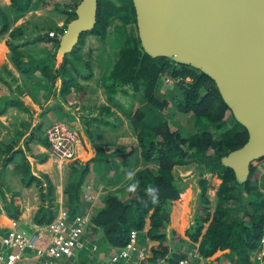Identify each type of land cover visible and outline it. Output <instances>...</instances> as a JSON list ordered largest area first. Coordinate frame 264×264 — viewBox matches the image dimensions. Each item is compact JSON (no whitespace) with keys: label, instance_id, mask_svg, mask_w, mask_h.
Masks as SVG:
<instances>
[{"label":"trees","instance_id":"obj_1","mask_svg":"<svg viewBox=\"0 0 264 264\" xmlns=\"http://www.w3.org/2000/svg\"><path fill=\"white\" fill-rule=\"evenodd\" d=\"M78 1L10 0L8 11L0 4V33L9 29L12 20L41 3H49L67 14L62 26L51 23L49 17L30 19L15 25L8 35L16 65L30 58V51L21 50L24 45L51 43L52 51L46 56L50 64L43 66V75L49 82L61 76L66 91L76 84L66 66L68 54L80 51L86 35L105 39L113 24L124 37L123 45L111 56L103 83L110 97L127 95L124 105L135 139L112 147L97 144L96 157L107 165L109 174L105 176L104 192L98 194L99 188L92 182L95 197L87 195L91 187L86 186L88 191L84 189L91 162L73 161L64 186L66 217L71 220L81 213L88 215L83 236L104 254L127 246L132 230H140L138 246H149L143 264H176L195 248L209 256L207 264H256L253 257L260 249L264 233V183L257 163L264 156L251 162L245 181H240L234 169L222 162L223 155L247 140L248 130L234 117L215 80L191 64L146 52L138 35L133 0H98L95 26L82 33L75 48L56 66L60 37L51 36L49 31H64L75 15ZM116 18L121 23H116ZM75 59L79 62L82 58L77 55ZM2 100L0 97V110L5 108L1 106ZM135 100L140 105L132 111ZM176 112L188 115L187 121L191 117L192 123L187 126L178 123L173 117ZM150 113L160 114L157 122L145 119ZM14 144L0 145V155L5 156L2 165L7 166L15 161L16 154H22L24 162L19 160L21 156L16 162L22 171L21 181L25 185L34 182L39 185L41 204L34 220L49 223L58 214L55 183L46 174L44 182L33 173L22 148L10 152ZM130 163L129 171L134 172V177L126 187L136 181L139 187L135 193H118L113 187L118 181H126L124 172ZM149 185L159 189L156 205L145 192ZM251 193L257 198L250 199ZM218 250L223 251L216 253Z\"/></svg>","mask_w":264,"mask_h":264},{"label":"crops","instance_id":"obj_2","mask_svg":"<svg viewBox=\"0 0 264 264\" xmlns=\"http://www.w3.org/2000/svg\"><path fill=\"white\" fill-rule=\"evenodd\" d=\"M4 1L0 0V4L8 11L10 0ZM45 5L47 4L41 3L40 6L15 18L9 29L0 33V97H3L1 106L5 105V108L0 110V145L15 142L10 152L22 148L31 163L33 173L44 182L45 174L52 179L56 186L55 205L59 214L65 210L64 186L70 178L73 161L77 164L90 161L91 171L87 182H94L100 193L104 192L107 188L104 187L105 176L109 171L107 172V165L96 157L97 144L105 143L106 146L112 147L114 144L124 143L126 135H132L133 139L135 136L129 116L127 117L124 96L116 94L110 97L105 89L103 80L111 57L106 55L108 50L104 43L100 46L83 45L76 54H68L70 59L66 66L76 81V84L71 85V89L69 86V91L64 88L61 76H58L55 82H49L43 75V66L50 64V59H46V56L47 52L52 51L51 43L40 41L24 45L21 50L30 51V58H25L20 65H16L12 60L8 35L15 25L44 17H49L50 22L55 25H64L67 14L53 5ZM77 55L82 58L79 62L75 59ZM102 55L106 56L100 60L98 57L101 58ZM63 56L60 57L57 53L56 66L60 64ZM139 105V100H135L131 110L134 111ZM61 116L62 120H67L78 131L79 142L78 158L59 163L51 154L45 130L54 119ZM103 132L111 133L108 140L104 139ZM2 156L5 157L4 153ZM2 156L0 155V241L8 230L15 226L16 221L17 227L24 228L27 224L30 227L39 224L35 222L34 216L41 204L39 185L35 182L25 185L21 181L22 171L16 162L20 156L19 160L24 162L22 154H16L15 161H11L7 166L2 165ZM257 169L263 181L264 160L257 163ZM97 193L99 194V191ZM10 212H15L18 218H14ZM260 250L255 257L262 261L264 254L259 257ZM198 251V248L190 250L192 253ZM222 251L218 250L216 253ZM78 262L80 260L77 264ZM17 264H40V261L30 256Z\"/></svg>","mask_w":264,"mask_h":264},{"label":"water","instance_id":"obj_3","mask_svg":"<svg viewBox=\"0 0 264 264\" xmlns=\"http://www.w3.org/2000/svg\"><path fill=\"white\" fill-rule=\"evenodd\" d=\"M98 0H79L60 36L71 52L97 22ZM146 52L191 64L210 75L247 140L222 156L245 181L264 156V0H133Z\"/></svg>","mask_w":264,"mask_h":264},{"label":"built area","instance_id":"obj_4","mask_svg":"<svg viewBox=\"0 0 264 264\" xmlns=\"http://www.w3.org/2000/svg\"><path fill=\"white\" fill-rule=\"evenodd\" d=\"M63 32L54 29L49 31L51 36L60 37ZM52 156L59 162H65L78 158L77 144L79 142L78 131L67 121H53L45 130ZM93 183L87 195L95 197ZM89 216L77 215L69 220L64 211L49 223L34 224L29 229L24 227H11L0 241V264H17L30 256L40 261V264H77V257L82 250L89 248V252L95 254L88 264H143L147 256L149 246H138V229H133L130 242L107 252L103 256L97 255L99 247L86 239L84 228L88 224ZM258 256L264 254V236ZM190 256L180 258L176 264H207V257L198 252L189 253Z\"/></svg>","mask_w":264,"mask_h":264},{"label":"rangeland","instance_id":"obj_5","mask_svg":"<svg viewBox=\"0 0 264 264\" xmlns=\"http://www.w3.org/2000/svg\"><path fill=\"white\" fill-rule=\"evenodd\" d=\"M4 1V0H2ZM5 2V1H4ZM50 2V1H49ZM47 4V3H46ZM49 4V3H48ZM47 4V5H48ZM45 5V6H47ZM7 9V8H6ZM8 10V9H7ZM27 20V19H26ZM66 22V21H65ZM115 22L117 23H121V19L120 18H116L115 19ZM113 24L110 25V28L108 30V35L105 39L103 38H100L98 35H95V34H88L86 35V39L84 40V44L83 45H97V46H100L102 43H104L106 45V48L108 50V52L106 53V55L108 56H113L112 54L115 53V51H117L121 45H123L124 43V37L122 36V31L121 30H118V29H114L113 28ZM55 30V29H54ZM87 38H90V40L88 41ZM106 55H102V57L100 58V56L98 57L100 60L103 59ZM60 56V55H59ZM61 57V56H60ZM127 96V95H126ZM124 96L123 100H125L127 97ZM131 108H132V105H131ZM156 113H150V114H147L146 115V120L149 122V123H155L158 121L159 119V113H157V115H155ZM162 115V114H161ZM173 117H176L177 120H178V123H180L181 125L183 126H187L190 122L192 123V118L190 117L187 121V117L188 115L186 114H183V113H180V112H176ZM63 116L57 118V119H54L55 121L57 120H60L62 119ZM131 132V131H130ZM93 133V132H91ZM111 133L110 132H103L102 135L105 136L104 139L108 140L110 138V135ZM133 137L132 135H126L125 139H124V144L125 143H130L132 141ZM131 166V163L128 165V168L127 170L124 172V175L127 177V171L129 172V168ZM127 167V166H126ZM106 181V179H105ZM129 182V179L126 178V181H122V182H117L115 183L114 185V190L117 191L118 193H126L127 192V189L128 187H126L127 183ZM263 183H264V178H263ZM193 185L194 186H197V182L194 181L193 182ZM88 186H89V182H88ZM95 188V186H93ZM98 191L100 192V190L98 189ZM249 198L250 199H256L257 198V195L255 196L254 193H251L249 195ZM25 228H30V225H26ZM78 255H80V257H77V260H80V262H78L79 264H88L91 262V259H92V256L95 258V254H92L89 252V248H87L86 250H82ZM97 255H100V256H103L104 255V251L101 250L97 253ZM253 260L256 264H264V259L261 261L259 259H257L256 257H253Z\"/></svg>","mask_w":264,"mask_h":264},{"label":"clouds","instance_id":"obj_6","mask_svg":"<svg viewBox=\"0 0 264 264\" xmlns=\"http://www.w3.org/2000/svg\"><path fill=\"white\" fill-rule=\"evenodd\" d=\"M126 175H127V178L129 180H131L134 177V172L129 171ZM90 182H92V181H90ZM138 187H139V181H136L135 183H132L131 185H129L127 191L130 193H135L137 191ZM145 192L150 197L151 203L153 205H156L159 203V189L158 188H155V187L149 185L145 189Z\"/></svg>","mask_w":264,"mask_h":264}]
</instances>
